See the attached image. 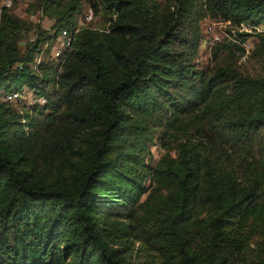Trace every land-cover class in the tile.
Returning <instances> with one entry per match:
<instances>
[{"label":"trees","instance_id":"16d2710c","mask_svg":"<svg viewBox=\"0 0 264 264\" xmlns=\"http://www.w3.org/2000/svg\"><path fill=\"white\" fill-rule=\"evenodd\" d=\"M27 4L50 25L0 0V264H264V0Z\"/></svg>","mask_w":264,"mask_h":264},{"label":"rangeland","instance_id":"374dc122","mask_svg":"<svg viewBox=\"0 0 264 264\" xmlns=\"http://www.w3.org/2000/svg\"><path fill=\"white\" fill-rule=\"evenodd\" d=\"M28 4L27 0H15L14 5L12 6V9L14 12H16L18 15L29 18L34 22H38L42 24L44 27H48L51 23V20L48 18H43L41 13L38 12H30L27 10ZM88 7V4L85 6L84 10ZM83 10V11H84ZM83 12L80 14V20H83L81 18ZM104 24V16L101 13H95V17L92 20H89L86 22L85 25L89 26H101ZM264 25V23H262ZM202 34L204 36L205 41L210 40H224L226 37H228L231 33L229 29H236V27H232L231 24H229L228 21L221 20L219 18H215L212 16L205 17L202 22ZM239 29V28H238ZM59 45V42H56L55 46ZM247 53L241 57V62H243L244 66H247L251 68L252 66L256 65V63L248 58L249 51L255 46V39L254 37H250L245 43H244ZM54 46V48H55ZM53 48V49H54ZM53 49L51 52L53 53ZM208 44L203 45V49L201 51L200 59L206 60L208 62H211L210 54L208 52ZM6 92V91H5ZM4 93L1 94L3 97ZM0 96V97H1ZM23 103H28L23 100ZM167 150L159 145L158 142L151 145V154L148 155L149 162L156 163V161L160 158L162 153L166 152Z\"/></svg>","mask_w":264,"mask_h":264},{"label":"built area","instance_id":"2783aa9c","mask_svg":"<svg viewBox=\"0 0 264 264\" xmlns=\"http://www.w3.org/2000/svg\"><path fill=\"white\" fill-rule=\"evenodd\" d=\"M14 3L15 0H2V4L7 7H12ZM95 13L96 11L93 8V6L88 5V7L83 11V14L81 16L83 20H80V24L85 25L86 22L94 19ZM262 23L259 25H250V24L242 23L239 29L247 30V31H253V30L264 31V25ZM72 40H73V33L69 29L64 28L57 41L59 42V45L55 46V48L53 49V54L56 56L60 55V53L66 47H69L71 45ZM40 60H41V56L38 57L37 64L40 62ZM5 99L12 102L18 100H25L28 104L46 102V98L44 96L42 95L38 96L28 85H25L22 89L7 91L5 93Z\"/></svg>","mask_w":264,"mask_h":264}]
</instances>
